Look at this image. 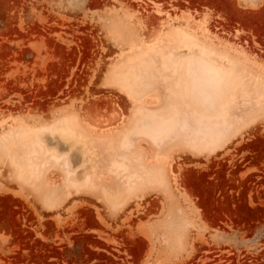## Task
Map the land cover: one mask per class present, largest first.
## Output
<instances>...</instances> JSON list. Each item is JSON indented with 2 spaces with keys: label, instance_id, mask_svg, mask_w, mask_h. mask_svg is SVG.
<instances>
[{
  "label": "rangeland",
  "instance_id": "1",
  "mask_svg": "<svg viewBox=\"0 0 264 264\" xmlns=\"http://www.w3.org/2000/svg\"><path fill=\"white\" fill-rule=\"evenodd\" d=\"M196 43L264 80V0H0V264H264V115L215 150L121 143L168 104L131 70ZM57 126L91 141L89 191L67 146L33 178L2 147Z\"/></svg>",
  "mask_w": 264,
  "mask_h": 264
},
{
  "label": "bare ground",
  "instance_id": "2",
  "mask_svg": "<svg viewBox=\"0 0 264 264\" xmlns=\"http://www.w3.org/2000/svg\"><path fill=\"white\" fill-rule=\"evenodd\" d=\"M182 51L176 53L177 55H174L176 57L171 61L165 60L164 65L157 72L148 69L150 66H147L144 73L139 69L131 70L132 78L128 83L132 87L140 88L146 84L145 81L157 79L168 91L166 94L168 104L163 113H159L158 110L140 111L139 109L136 119L132 120H135L133 125L130 123L131 127L123 133L121 138L123 145H130V141L141 136L140 138L146 137L147 141L152 140L151 142L155 144L153 148L158 149V145H161L160 150L163 143L165 145L171 142H165L168 138L174 141L179 139V142L183 139L182 142L192 148L215 150L234 135L242 132L250 123L261 119V114L264 115L263 79L248 76L243 71L238 73L234 64L199 43L185 44ZM57 127L54 128L57 134L52 137L45 138L41 132L30 135L21 133L10 141L11 147L7 145L2 147L6 150L17 176L33 178L43 166L51 167L47 164L45 156L52 155L55 159H60L58 153L56 154L57 146H67L68 153L61 157L64 160L63 164L70 166L72 161L81 160L78 167L81 172L78 176L83 178L84 183L78 187V190L89 191L93 160V150L89 146L91 141L88 143V140L85 141L76 133L72 134L65 127ZM142 139L145 141V138ZM50 145H53L52 149L49 148ZM259 145V142L255 143V146ZM118 165L122 169V174L126 173L122 176L130 181H134L135 178L137 181L145 180L147 175L152 173L144 175L140 169L133 173L134 168L125 159L117 162V168ZM115 171L117 172L116 168ZM66 173L68 174L69 171ZM150 179L148 180L152 181ZM134 185L137 187L136 184ZM100 195L104 197V194Z\"/></svg>",
  "mask_w": 264,
  "mask_h": 264
}]
</instances>
